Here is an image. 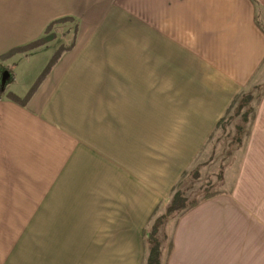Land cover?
I'll return each mask as SVG.
<instances>
[{"label": "crops", "instance_id": "1", "mask_svg": "<svg viewBox=\"0 0 264 264\" xmlns=\"http://www.w3.org/2000/svg\"><path fill=\"white\" fill-rule=\"evenodd\" d=\"M258 8L0 0V264H144V227L264 64ZM66 18L46 72L60 44L19 49ZM263 109L230 189L170 220L163 264H264Z\"/></svg>", "mask_w": 264, "mask_h": 264}, {"label": "rangeland", "instance_id": "2", "mask_svg": "<svg viewBox=\"0 0 264 264\" xmlns=\"http://www.w3.org/2000/svg\"><path fill=\"white\" fill-rule=\"evenodd\" d=\"M258 11L260 15H263L261 21L264 26V9L258 8ZM75 24L76 22L74 20L67 19L54 23L48 29L43 40L37 44L52 43L54 46L60 44L63 48L64 44L67 45L71 42ZM37 44L32 48L37 47ZM25 51L26 48L23 49L22 52ZM263 101L264 64L249 87L235 98L233 101L234 106L232 108L230 107L227 111L224 120L219 124V127L213 136H211L192 167L187 170L188 174L183 175L179 180L178 189L182 194L181 198L184 204L196 202L194 205L196 206L211 195L230 189L231 185L227 186V184L224 183L225 170L229 166H236L237 171L244 162L246 151L252 138L253 124L257 117V113L262 108ZM175 187L171 191L170 197L155 209V212L147 224L148 226L152 225L158 216L166 212L176 191L174 190L176 189ZM15 203L16 213L14 217L16 225L18 228H22L23 201H15ZM191 207L181 210L177 215ZM177 215L171 217V219L175 218ZM170 220L166 225V229ZM21 234L22 232H17V238H22ZM146 249L148 255V248L145 242V250ZM144 264H146V262H144Z\"/></svg>", "mask_w": 264, "mask_h": 264}, {"label": "trees", "instance_id": "3", "mask_svg": "<svg viewBox=\"0 0 264 264\" xmlns=\"http://www.w3.org/2000/svg\"><path fill=\"white\" fill-rule=\"evenodd\" d=\"M66 19H68V18H66ZM53 24H51L48 27V29ZM48 29H47V31H48ZM46 34H47V32H46ZM43 38H41L38 41H35L34 43H32L28 46L20 48L19 51H23V49H25V48H26V50L31 49L33 46H35V44H37L38 42L43 40ZM40 45L41 44H37V46H40ZM72 46H73V44L69 47H63L59 51H57V53L55 54V56L53 57V59L49 63L46 72L58 61L62 52L66 49L72 48ZM6 69L5 68L3 69V73ZM13 80H14V75H13L12 71H10V76L6 81H3V79L1 78L0 79V90H1V92ZM233 106H234V103L231 105V108ZM224 118L225 117H223L219 121V124L224 120ZM187 174H188L187 171H185L183 173V175H187ZM178 185H179V183L176 185V187H175L176 189H174L176 191L173 195V198H172L170 205L167 207L166 212L164 214L158 216L154 220L152 225H150V226L147 225L143 229V237H144V240H145L147 248H148V255H147L146 260H145L146 264H163V260H162L163 244L166 243L169 239V237L166 233V225H167L168 221L171 219V217H174L175 215H177V213L180 212L181 210L186 209V208L191 207V206H194L196 204V202H191L190 204H184L183 203L182 198H181L182 194L178 189Z\"/></svg>", "mask_w": 264, "mask_h": 264}, {"label": "water", "instance_id": "4", "mask_svg": "<svg viewBox=\"0 0 264 264\" xmlns=\"http://www.w3.org/2000/svg\"><path fill=\"white\" fill-rule=\"evenodd\" d=\"M10 76V72L8 70H6L4 73H3V81H6Z\"/></svg>", "mask_w": 264, "mask_h": 264}]
</instances>
